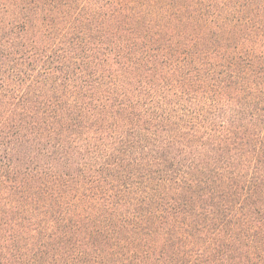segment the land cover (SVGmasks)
I'll list each match as a JSON object with an SVG mask.
<instances>
[{
    "label": "trees",
    "instance_id": "trees-1",
    "mask_svg": "<svg viewBox=\"0 0 264 264\" xmlns=\"http://www.w3.org/2000/svg\"><path fill=\"white\" fill-rule=\"evenodd\" d=\"M0 264H264V0H0Z\"/></svg>",
    "mask_w": 264,
    "mask_h": 264
}]
</instances>
